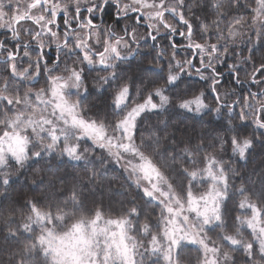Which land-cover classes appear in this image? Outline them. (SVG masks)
Listing matches in <instances>:
<instances>
[{
	"label": "snow or ice",
	"instance_id": "snow-or-ice-1",
	"mask_svg": "<svg viewBox=\"0 0 264 264\" xmlns=\"http://www.w3.org/2000/svg\"><path fill=\"white\" fill-rule=\"evenodd\" d=\"M234 2L238 6L236 11L244 9L245 5L241 4L240 0ZM256 3L251 24H259V28L255 30V41L251 36L247 41H241L252 45L243 63L252 66L249 83L264 86V52L261 53L258 61L256 58V51L264 48V0H256ZM87 4L84 10L89 15L84 20L81 18V5L79 0H76L74 19H80L79 27L81 30L88 29L89 36L102 32L107 37L102 42L99 38L96 39L97 44L102 43L103 51L94 50V45L89 44L80 35L76 36L75 44H70L67 32L62 46L57 44L54 51H45L43 35L47 32L52 37L56 36L48 25L55 23L57 13L61 10L60 5L50 3V0H31V3L21 6L17 0H0V21H2L0 28L11 33L10 41L0 40V56L5 57L2 63L11 70L13 81H31L41 76L42 72H46L47 87L39 88L34 95L37 106L42 105L43 111L48 112V109H51L47 116L42 115L39 119H35L29 114L33 111L30 102L31 89L22 96L7 94L15 91V87L7 80L4 82L3 87H0V105L14 108L22 104L25 110H18L14 117L6 116L0 121L6 129H10L0 136V170L7 168L10 161H14L19 168L26 171L39 165L33 175L40 176L41 173L52 172L54 168L57 170L61 167L75 168L79 164L73 162L85 161L93 166V171L87 177V181L81 179L79 184L87 188L90 194L95 195L94 189L101 188L108 178L109 168L105 163L108 160L110 164L119 165L123 171L128 172L127 179L130 181V186L135 187L137 196L145 206H151L153 211L157 207L160 209L157 232L154 233L150 227V217L141 225L142 231L150 236V242L149 245L140 246L145 248L148 255L157 257L153 264H160L161 260L163 264H182L183 249L187 245H197L203 251L202 264H236L231 252L220 246L224 241L231 246L232 251L244 254L246 264H257L253 244L258 243L259 256L264 260V226H262L264 220L261 219L264 215V190L257 197L259 205L246 195L249 189L241 187L238 190L244 197L239 207L252 210L250 218H237L241 225L247 224L252 230L255 241L248 242L240 236L239 229L236 235H229L226 232L225 216L233 194L230 192L229 175L223 167H218L222 161L214 155H205L208 166L202 170L201 179L210 180L211 185L206 193L195 195L192 190V180L197 177V172L189 173L187 168L183 170L174 168L168 164L167 157L170 145L185 142L183 139L177 141V134L181 137L187 136L189 144L193 140L198 141L195 151L206 153L210 143L208 137L212 133L217 135L221 131L225 135L231 133L233 154L238 155L245 162L258 147L264 148V90L249 91L248 95L253 99L257 96L262 99L257 100L256 104H250L248 98L243 97V108L235 115V104L240 101L229 104L227 99L219 94L225 73L218 70L217 64L227 65L226 71L230 79L241 88L244 87L245 82L240 79L239 73L246 70L235 64H227V60L235 53L234 41L230 48L228 39L237 36L239 28L248 26L245 18L240 16L230 22L227 37L216 34L215 43H198L194 39V25L197 30L208 32L207 25L200 29L197 18L202 16L207 19L209 0H203L202 4L200 0H194L191 5L186 4L185 0H175L172 5H167L165 0H159V3L156 0H152L151 3L149 0H131V3H122V0H87ZM211 6L219 15L224 7L223 0H215ZM113 7L116 17L115 26L98 28L93 23V19L99 15L103 22L105 12ZM63 11L67 13V7ZM9 13H12L10 17ZM45 13L50 15L46 16ZM130 13H138L137 24L142 18L148 22V33L143 37V45L136 27L129 29L125 26L124 34L116 35V27L121 20L130 18ZM165 13L178 19L182 29L185 30L178 31L175 25L168 23ZM6 17L8 19H5ZM28 21L36 25V28L25 27L24 24ZM68 23L65 15V24ZM233 24L237 27H232ZM161 29L164 31L162 32ZM21 32H26L37 47L31 48L30 44H22ZM177 34L188 43L178 46L174 39ZM158 37L168 40V46L172 51L166 63H164L165 52L157 50ZM203 38L201 35L200 39ZM149 39L153 43L149 44ZM9 43L14 44L15 51L8 47ZM257 44L260 48L256 47ZM21 46L24 51L20 59L28 57L29 66L18 70ZM142 47L149 50L142 51ZM181 48L191 58L186 56L181 60L176 59ZM31 53H36L34 71H30L33 69ZM196 58H199V67L193 63V59ZM68 60H73L74 66L69 67ZM49 61L52 62L51 67ZM85 63L93 68L99 65V71L107 73L95 77L99 82L95 92L84 85L85 68L75 66ZM61 65H64L63 71L67 76L54 75L55 71L60 70ZM193 70L195 75L207 84L204 90H200V86L190 80ZM134 92L143 99L142 103L133 97ZM205 92L213 95L211 106L205 103L207 99ZM145 93H147L146 98H144ZM73 95L75 99H72ZM190 95L191 99L188 98ZM154 96L159 97V103L153 102ZM85 104L88 105L87 110L92 113L91 117L85 118L82 115V106ZM243 109H251L257 113L252 116L251 125L255 126V130L251 136L244 135L251 125L234 123L237 118L241 122L248 119L249 113ZM9 111H12V108H9ZM213 112L221 119L218 127L211 131L197 130L195 126L191 129L180 128L171 120L172 115L192 120L199 117L203 120L204 116L211 117ZM151 118L156 120L155 124L150 125L153 135L147 139L138 136V123L149 121ZM225 119L228 123L224 122ZM28 129H31V133L36 138L33 144L36 150L31 152L29 144L32 141L26 134ZM61 141L64 146L58 154L61 160L57 163L56 148ZM81 141H91V147H82ZM95 149L101 150L99 156H94ZM104 153H107V156ZM171 159L175 160L176 157L173 156ZM97 161L100 171L95 169ZM231 171L232 175H236L234 170ZM173 172L176 173L175 179L172 176ZM181 177L189 180L186 199L173 187L176 180ZM10 183L15 181L11 180L7 173L0 175V186L6 187ZM44 184L45 178L41 176L33 191L39 190ZM48 187L54 188L55 184L48 181ZM109 191L123 195L111 188ZM4 199H8L6 191ZM72 200L75 204V195ZM129 203L133 206L128 211V216H138L143 212V208L138 210L135 206V199ZM37 204L36 201L25 204V207L30 209L31 215L27 217L23 229L25 232H33V224L40 227L39 251L28 255L21 253L18 260L16 254H13L11 259L15 264H29L33 260L39 264V252L43 251L47 254L46 245L51 238V230L47 224L65 219L64 215L53 216L51 211L42 210ZM189 213H193L194 216L190 218ZM75 216L76 222L72 224L66 239L69 243H75L77 247L82 246L81 264L85 261L87 264H144L143 253L140 254L142 257L140 261L134 258L137 243L135 237L128 234L132 225L130 219L127 217L109 219L104 221V227H100L98 221L102 217L99 211L96 212L95 219H86L82 215ZM217 229L223 234L218 240H210L208 233ZM18 232L19 229L10 230L4 239L10 243L18 241ZM19 235L23 236V233Z\"/></svg>",
	"mask_w": 264,
	"mask_h": 264
},
{
	"label": "trees",
	"instance_id": "trees-1",
	"mask_svg": "<svg viewBox=\"0 0 264 264\" xmlns=\"http://www.w3.org/2000/svg\"><path fill=\"white\" fill-rule=\"evenodd\" d=\"M159 1V0H158ZM123 2H126L123 0ZM186 4L191 5L194 0H185ZM215 0H209V7L207 9L208 15L207 19H204L202 16H198L197 20L200 25V29H202L205 25L208 26V32L203 33L202 31L197 30L194 25V39L196 42L199 40L200 42L208 40L211 43L216 42V34H220L226 37L228 36V28L231 21L234 18L240 16H247L245 21L247 22V27H242L241 33L237 36L229 37L228 43L231 46L235 47V53L230 57V62L232 64L238 63V66L241 65L243 69L246 71H242L239 73V77L242 81L247 82L246 75L252 71L251 64H244V58L249 55V47L241 48V46L246 45V43H242L241 41H247L248 37L251 36L253 41H255V30L257 28L251 24L252 21V12L246 8V0H240L241 4H244L245 7L241 11H236V7H238L234 0H223L224 7L220 10V14L218 15L213 5ZM127 3V2H126ZM167 5H172L175 3V0H165ZM200 3H203V0H200ZM85 10H81V12ZM251 13V14H250ZM109 17H112L116 24L115 17V8L113 7L109 10ZM167 17L174 19L173 25H175L179 30L182 29L181 25L178 22V19L173 18L168 13ZM186 15H191V13H186ZM75 16V14H74ZM132 17V16H130ZM122 23L125 26H130L132 23L131 19L121 20L119 23L120 30L122 29ZM106 25H104L105 28ZM232 27H237L234 24ZM36 28V27H35ZM130 29V28H129ZM201 35H203V39H200ZM176 43H180L179 38H181L178 34L175 36ZM162 41V46L167 49L169 52V48L166 47V44L169 43L166 39H162L158 37L157 43L159 44ZM187 40H182V45L187 44ZM160 47L159 49H163ZM257 48H260L259 44L256 45ZM241 48V49H240ZM182 49V48H181ZM180 49V50H181ZM239 49V50H238ZM149 49L143 50L148 51ZM238 50V51H237ZM167 52H165L167 54ZM264 52V48H260L259 51H256L257 61L259 60L261 53ZM33 58L36 57V53H32ZM167 59L168 56H165ZM242 58V59H240ZM75 58H73L74 60ZM167 59H165L167 61ZM26 59H20V64H25ZM73 60H68V66H74ZM199 59H194V64L198 65L197 61ZM164 61V63H166ZM227 64L228 60H227ZM35 65V61L33 66ZM52 66V63H49V67ZM79 67L85 68V81L84 85L94 92L98 87V80L95 77L106 75L107 73L99 71L95 66V68L89 67L88 65H75ZM64 65H61L60 70L54 72V75H67L63 71ZM227 65L217 64V68L220 72H224L225 76L221 80L222 87L219 89V94L222 98H226L228 103L236 101V98H240V103L235 104L234 115L238 114L243 108V97L245 94L247 87L241 88L239 85H236L234 81L230 79L226 71ZM41 68L43 65L41 64ZM34 69V67H33ZM247 73V74H246ZM207 75V73H205ZM48 74L46 72H42V75L39 76L36 80L31 81H20L11 79V74L9 73H0V87H3L4 82L7 80L10 84H13L15 87V91H12L7 94L11 95H23L24 92L31 89L33 94L30 96V102H32V96L34 93L39 90L41 87H47L46 79ZM251 78H249L250 80ZM190 80L200 86V90H204L207 88V84L203 80L200 79L199 76L194 74L190 78ZM248 80V81H249ZM254 86V85H253ZM256 92L264 90V86H254ZM254 92L252 90H249ZM167 95V93H165ZM198 94V93H197ZM207 99L205 103L210 106L213 104V95L210 92H205ZM147 93L144 94V98H146ZM133 97L140 103L143 102V99L137 94L133 93ZM188 98H192L191 95ZM248 102L250 104H256L257 100H254L253 97L248 96ZM256 98H259L257 96ZM153 102L159 103V97L154 96ZM23 105L13 106H4L0 105V121L4 120L6 116L14 117L16 111L20 110L19 108ZM9 108H12V111H9ZM82 115L85 118L91 117L92 113L89 112L88 105L85 104L82 106ZM244 111L249 113L248 119L244 122L239 121L237 118L234 123H246L251 125L252 116L257 113L253 112L251 109H243ZM191 115V114H189ZM94 118V117H93ZM221 117L218 116L215 112L212 113L211 117L204 116L203 120H200L197 117L196 120L186 119L183 116L172 115L171 120L180 128H189L191 129L193 126L196 127L197 130H205L211 131V129L218 127L219 121ZM180 121H183L181 123ZM228 123L227 119L224 121ZM155 118H151L149 121L138 123V131L137 135L142 136L145 139L149 138L153 135L152 130L150 128L151 124H155ZM10 129H6L5 126L0 123V136H3L4 131H8ZM255 130V126L251 125L247 131L244 133L245 136H251ZM29 135L32 143L29 144V150H36L33 148V144L36 142V139L30 133H26ZM157 135H161L160 133H156ZM231 133L225 135L223 131L216 133H212L208 137L209 146L207 147V152H197L195 151L196 144L198 141L193 140L191 144L187 143V136L181 137L177 134L176 140L180 141L183 139L184 143H173L169 146V151L167 152L168 164L174 168H179L183 170V168H187L189 173L192 171L197 172V177L192 180V190L195 195H200L203 193L209 186L211 185V181L207 179H201L202 170L208 166V162L205 160L206 154H211L217 157L218 160L222 161V164L218 165V167H223L226 174L229 175L230 178V192L232 195V200L228 204V213L225 216L226 221V232L229 235H236L237 229H239L240 236L247 240L248 242H254L255 237L252 234V230L247 227V224L241 225L240 220L237 218L240 217L242 219H246L247 214L250 213L251 210L249 208H240V202L244 199L239 193V189L241 187H246L250 191L246 192L253 201H255L259 205V201L257 197L264 190V148H257L247 159V161H243L239 158L238 155L233 154V148L231 145ZM258 136L259 133L257 132ZM213 137H216L215 139ZM82 147H91V141H81ZM139 143V140H137ZM63 141L58 143L56 148L57 158L56 162L59 163L61 157L58 155L60 150L63 148ZM187 149V151H185ZM101 154L100 149H95L94 156H99ZM107 156V153H104ZM175 156L176 159L172 160L171 157ZM74 164H79L78 167L65 169L63 167L57 169H53L52 172L41 173L40 176H34L33 173L39 168V165H36L31 170H25L19 168L18 165L15 164L14 161L9 162V166L0 170V175L3 173H7L8 177L15 181V183H10L8 186H0V264H15V261L11 259L13 254H16L17 260L19 259V255L21 253L28 255L32 253H36L39 251L38 249V240L40 236V227L38 225L33 224L32 227L34 229L33 232H25L23 229L24 223L27 222V217L31 215L30 209L25 207V204L29 201L38 202L37 206L42 210L51 211L53 216L55 215H64L65 219L63 220L64 227L67 225V228H70L74 222H76L75 215H82L86 219L87 218H95V214L97 211L101 213V220L105 221L109 219H120L121 217H127L132 221L130 233H132L133 237L136 238L137 249L136 254L139 259H142L141 253L144 254V264H153V262L157 259L155 256H150L145 252V248L140 245H149L150 236L146 235L141 228V225L145 222L147 218H151L149 220L150 227L153 232L158 231V217L160 215V209L157 207L155 211H153L151 206H145L143 202L137 196V190L134 186H130V181L127 179V173L123 171L119 165L110 164L108 160L105 161L106 165H108L109 171L107 173L108 178L105 181V184L99 188L94 189L95 195L89 193L87 188H83L79 184V180L87 181V177L92 174L93 166L87 164L85 161L81 162H73ZM95 169L100 171L99 162L95 164ZM215 170V169H214ZM236 172V175H232V171ZM43 176L45 178V184L40 187L39 190L33 191L36 188V183ZM173 178L175 179L176 173H172ZM48 181H52L55 184V187H48ZM122 185V187H121ZM189 185L188 179H183L182 177L173 184L174 189L180 195L186 197L187 196V188ZM109 188L116 190L117 192L123 193V195H116L114 192H110ZM5 191L7 193L8 199H4ZM83 193L84 195H81ZM255 193V195H252ZM76 196L75 204H73V196ZM135 199V206L139 209L143 208V212H141L138 216H128V211L133 206L129 203V201ZM59 209V211H58ZM194 216L190 213V218ZM264 219V215L261 216ZM62 225H58L56 221L51 224H47L48 228H57L58 230H62L64 227ZM65 228L64 230H66ZM19 229L17 233L18 241H12L11 243L8 240H5L4 237L8 235L9 231H15ZM56 232V231H55ZM19 233H23V236H20ZM223 233L217 229L214 232H209L208 235L210 240H218V237ZM56 235H58L56 233ZM61 238L63 235H59ZM57 239L56 243H59ZM53 243L55 241L53 240ZM145 243V244H144ZM218 243H220L218 241ZM52 244L49 242L46 245L48 251L45 254L43 251L39 252V264H63L61 262V255L58 254L59 250L51 248ZM220 246L227 251L231 252L233 259L236 261V264H246V257L242 252H235L231 250V246L228 245L226 241L220 243ZM255 260L257 264H264V260H261L259 256V245L258 243L253 244ZM196 250L194 249V245H187L183 249L182 261L185 264H194L195 258L194 255ZM149 258V259H146ZM59 260V262H58ZM162 261V260H161ZM29 264H36V261H30Z\"/></svg>",
	"mask_w": 264,
	"mask_h": 264
},
{
	"label": "rangeland",
	"instance_id": "rangeland-1",
	"mask_svg": "<svg viewBox=\"0 0 264 264\" xmlns=\"http://www.w3.org/2000/svg\"><path fill=\"white\" fill-rule=\"evenodd\" d=\"M127 3H131V0H125ZM17 2L21 5V6H24V5H26L27 3H31V0H17ZM126 2H123V0H122V3H126ZM152 2V0H149V3H151ZM156 2L157 3H159V1L158 0H156ZM50 3H55V4H59L60 5V11L59 12H64L63 11V9L65 8V7H67V15L68 16H72L73 17V15L75 14V6H76V0H50ZM79 3H80V5H81V10L82 9H84L86 6H88V4H87V0H79ZM246 4H247V6H246V8H248L251 12H252V16H254V12H253V9H255L256 8V6H257V3H256V0H246ZM58 12V13H59ZM65 13V12H64ZM82 14H84V16H83V18H84V20H86V16H88L87 14V12L85 11V12H83V13H81V15ZM131 14V13H130ZM138 13H133V15H132V17H130L129 19H131L132 20V23H130V26H129V28L131 29V27H136V29H137V34H138V37L139 38H141V44L143 45V37H145V36H147V33H148V28H147V23L148 22H146L143 18L141 19V21L140 22H142V24L141 25H138L137 24V22H136V20H135V17H136V15H137ZM167 13H165V17H166V19H167V22L168 23H170V24H173V22H174V19H171V18H169V17H167V15H166ZM251 14V13H250ZM12 15V13H9V17ZM45 15L47 16H49L50 15V13H45ZM72 17H70L69 18V21H71V20H73L74 18H72ZM245 19H246V15L245 16H243ZM5 19H8V17H6ZM126 19H128V18H126ZM126 19H124V20H126ZM0 22H2V21H0ZM23 23V22H22ZM146 24V25H145ZM31 25H33L32 24V22L31 21H28V22H26L25 24H24V26L25 27H31L32 28V26ZM18 27H20L19 25H18ZM254 27L255 28H259V24H256V25H254ZM98 28H101V29H103L104 28V26H102V27H98ZM86 30H88V29H83V30H81V28L80 29H78L77 31H70V34H71V37H73V40L74 41H76V36L77 35H80V36H82L84 39H86L87 41H88V39H87V36H86ZM161 31L163 32L164 30L163 29H161ZM241 31H242V27L241 28H239V30H238V34L239 33H241ZM237 34V35H238ZM24 35H27V33L26 32H24ZM44 35H46L45 33H44ZM120 35H122L121 33H120ZM119 35V36H120ZM28 36V35H27ZM62 37H65V35H62ZM92 37H93V42L91 43V41H88V43L89 44H91V45H94V42L96 41V39L97 38H99L100 40H101V42L104 40V39H106L107 37H105L104 35H103V33L102 32H100V33H93L92 34ZM95 37V38H94ZM226 37H227V35H226ZM255 38V37H254ZM127 39V38H126ZM174 39H175V41H176V38L174 37ZM179 40H180V43H178L177 45L179 46V45H182V40H185L184 38H179ZM168 41V40H167ZM198 43H205V42H207V43H211V42H209L208 40H206V41H202V42H200L199 40L197 41ZM148 43L149 44H151V43H153L150 39H149V41H148ZM159 45V47H158V51H161V50H163L164 52H167V49H165L163 46H162V41H160V43L158 44ZM98 46H102V43H100ZM160 47H163V49H159ZM166 47H168V49L170 48L169 46H168V43L166 44ZM246 47H252V45H249V44H246V45H244V46H241V48H246ZM240 48V49H241ZM94 49H95V47H94ZM146 49H148V48H145V47H142L141 48V50L143 51V50H146ZM239 50V49H238ZM237 50V51H238ZM248 50V49H247ZM82 55L83 54H81V58H82ZM171 55H172V51H171V49H169V52H167V54L165 53V56H168V57H171ZM187 56V58H191V56L190 55H188L186 52H185V50L182 48L181 50H180V53H179V55H177V57H176V59H178V60H181V59H184L185 57ZM35 59H36V57H35ZM94 59H95V57H94ZM165 59H167L166 57H165ZM199 59V58H198ZM240 59H242V58H240ZM34 61H36V60H34V58H32V62H34ZM166 61V60H165ZM240 61H238V63H239ZM193 63H194V59H193ZM197 63H198V65H199V60L197 61ZM228 63L229 64H232V62H230V58L228 59ZM238 63H234L235 65H238ZM87 64L85 63L84 64V66H86ZM29 66V58L28 57H26V62H25V65H24V67L23 68H25V67H28ZM89 66V65H88ZM96 66H98V67H96L97 69H99L100 68V66L99 65H96ZM197 66V65H196ZM240 67H241V65H239ZM89 67H92V66H89ZM30 71H32V69H30ZM241 73H242V71H241ZM193 74H194V70H193ZM250 74H251V72H249L247 75H246V80H247V82H245L244 83V86L245 87H247V89H246V92H245V94H243L242 95V97H248L249 95H248V93H249V90H252V91H254V92H256V90H255V87L254 86H256V85H251L250 83H249V78H251V76H250ZM58 76H61V75H58ZM63 76H67V75H63ZM249 80V81H248ZM63 82V81H62ZM73 91V93L75 92V90L73 89L72 90ZM32 94H33V92H32ZM35 94V93H34ZM46 99L47 98H50V97H45ZM76 97H75V95H73L72 96V99H75ZM260 99H262L261 97H259V98H255L254 100H260ZM236 101H240V98H236ZM235 102V101H234ZM234 102H231V104H233ZM32 105H33V111H31V112H29V114L30 115H33V117L35 118V119H39L42 115L43 116H47L48 115V112H50L51 111V109L49 108L48 109V112H45V111H43V106L41 105V106H37V101H36V99H35V95L34 96H32ZM230 104V103H229ZM243 106V105H242ZM20 109V111H24L25 109H24V105L22 106V107H20L19 108ZM82 110H83V108H82ZM17 112V111H16ZM83 113V112H82ZM15 115H16V113H15ZM27 133H30L31 135H33L32 133H31V129H28V131H27ZM34 136V135H33ZM35 137V136H34ZM36 139V138H35ZM127 173V176H128V172H126ZM209 188H210V186H209ZM209 188H207L203 193H206L208 190H209ZM202 194V193H201ZM185 199H186V197H185ZM249 210H251V209H249ZM192 215H193V213H191ZM251 215H252V210L250 211V213L249 214H247V216H246V218H250L251 217ZM56 216V215H55ZM189 216H190V213H189ZM87 219H95V218H87ZM262 219V218H261ZM262 220H264V219H262ZM106 221V220H105ZM57 223H58V225H62L63 224V220L62 221H56ZM75 223V222H74ZM98 224L100 225V227H104V221H98ZM262 226H264V225H262ZM63 227H64V224H63ZM113 228H114V226H112ZM65 228H67V225H65V227L62 229V230H58L57 228H54V227H52V228H49L50 230H51V238H50V242H51V244H52V246H51V248H53V249H56L57 248V250H59V252H57L58 254H60L61 255V262L63 263V264H81V260H82V257H83V251H82V246H80V247H77V245L75 244V243H69V241L66 239V236H67V233L69 232V231H71V227L70 228H67L66 230H64ZM56 231V232H55ZM56 233L58 234V235H56ZM155 233V232H154ZM130 236H133L132 235V233H130V231H129V233H128ZM59 235H63V237L61 238ZM59 238H61L60 240H59V243L57 242L56 243V241H57V239H59ZM102 239V238H101ZM53 240L55 241V243H53ZM135 240H136V238H135ZM148 242H150V239H149V241ZM145 244V243H144ZM210 246H211V244H210ZM194 249L196 250V253H195V255H194V258L196 259L195 260V262H194V264H202V261H203V259H204V253H203V251L197 246V245H194ZM226 251H227V249H226ZM134 258H135V260L136 261H140L141 259H139L138 257H137V254H135V256H134ZM146 259H149V258H146ZM58 262H59V260H58ZM59 264H61L60 262H59ZM84 264H87V262L85 261L84 262ZM160 264H163V261H160ZM182 264H185L183 261H182Z\"/></svg>",
	"mask_w": 264,
	"mask_h": 264
},
{
	"label": "flooded vegetation",
	"instance_id": "flooded-vegetation-1",
	"mask_svg": "<svg viewBox=\"0 0 264 264\" xmlns=\"http://www.w3.org/2000/svg\"><path fill=\"white\" fill-rule=\"evenodd\" d=\"M81 13H83V11ZM108 13H109V11L105 12V14L103 16V22L101 21V18L99 17V15H97V17L95 19H93V23L95 25H97L98 27H102L104 25H106V26H109V25L115 26V21L113 20L112 17H109ZM65 15L67 16L68 21H69V18L72 17V16H68L64 12H59V13H57V16L55 18V23L51 24V25H48V27L51 28L52 31L56 33V36L52 37L50 33L45 32L46 35H43V40H44V44H45V51H54L56 46H57V44H60L62 46L65 43V37H62V35H65L66 32L69 33L68 42L70 44H75L76 41H74L73 37H71L70 31H77L78 29H80V27H79L80 19H73V20L69 21V23L66 25L65 24ZM87 15H89V14H87ZM132 15H133V13L129 14V16H132ZM83 16H84V14L81 15V18H83ZM74 17L75 16L73 15L72 18H74ZM87 18H88V16H86V19ZM135 20H136V17H135ZM141 24H142V22H140L138 25H141ZM31 26H32V28L36 27V25H34V24L31 25ZM17 27H18V25H17ZM124 28H125V24H123V23H122V29L123 30H120L119 27H116V35L119 36L120 33L123 35L124 34ZM86 36H87L88 41H91V43H92L93 42V37H92V35L89 36V30H86ZM21 39H22V44L23 43L30 44L31 48H36L37 47L35 42H33L31 40V37H29L27 35H24V32H21ZM0 40L10 41L11 40V33L8 32L6 29L0 28ZM98 45L99 44H97L96 41H95L94 42V47H95L94 50L103 51V47L102 46H98ZM8 47L12 48L15 51L14 44L9 43ZM23 51H24L23 46H21V48L19 50L20 55L18 56V61L20 60V57L23 56ZM4 58H5L4 56H0V73L1 74H3V73L11 74V70L7 67V65H4L2 63V60ZM23 58L26 59V57H23ZM31 58H33L32 53H31ZM34 60H36V59L34 58ZM24 62H26V60ZM48 63H52V62L49 61ZM24 65L25 64H20L18 62V64H17L18 70H23ZM32 71H34V69H32ZM38 77L39 76H37L34 80H36Z\"/></svg>",
	"mask_w": 264,
	"mask_h": 264
},
{
	"label": "bare ground",
	"instance_id": "bare-ground-1",
	"mask_svg": "<svg viewBox=\"0 0 264 264\" xmlns=\"http://www.w3.org/2000/svg\"><path fill=\"white\" fill-rule=\"evenodd\" d=\"M231 104V103H230Z\"/></svg>",
	"mask_w": 264,
	"mask_h": 264
}]
</instances>
